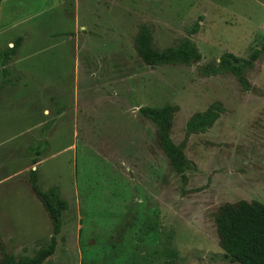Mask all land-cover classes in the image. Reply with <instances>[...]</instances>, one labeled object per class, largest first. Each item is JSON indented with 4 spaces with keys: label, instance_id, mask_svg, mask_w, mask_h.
Returning <instances> with one entry per match:
<instances>
[{
    "label": "rangeland",
    "instance_id": "374dc122",
    "mask_svg": "<svg viewBox=\"0 0 264 264\" xmlns=\"http://www.w3.org/2000/svg\"><path fill=\"white\" fill-rule=\"evenodd\" d=\"M197 21L199 62L141 61L140 23L163 49ZM262 43L264 0H2L0 259L32 258L50 242L35 169L40 189L57 186L68 202L41 264H237L221 257L214 214L226 202L264 204V57L248 90L199 69ZM215 102V123L187 135L188 118ZM166 104L178 107L170 137L194 164L184 179L138 112Z\"/></svg>",
    "mask_w": 264,
    "mask_h": 264
},
{
    "label": "trees",
    "instance_id": "16d2710c",
    "mask_svg": "<svg viewBox=\"0 0 264 264\" xmlns=\"http://www.w3.org/2000/svg\"><path fill=\"white\" fill-rule=\"evenodd\" d=\"M0 0V4H1ZM200 21V19L198 20ZM195 22L189 36L181 38L176 44L158 48L153 39V27L142 22L134 36V46L141 61L147 66L185 65L190 66L201 60V53L190 35L197 33L199 22ZM21 38H18L16 45ZM15 53L11 48L4 52L7 58ZM264 57V43L255 48L247 58L224 52L217 61L201 66L199 73L204 77L230 74L235 77L243 90L250 89L246 78L248 71L254 68L255 62ZM177 106L166 104L162 107L142 106L138 112L155 126V137L158 146L163 150L172 171L185 178L186 172L194 168L192 161L186 158L184 143L175 144L171 137L173 117ZM224 108L220 102L211 104L206 110L196 112L186 121V134L201 132L210 128L219 118ZM32 149V148H30ZM35 156L40 150H32ZM37 160L33 159V163ZM38 172L30 170L31 188L46 211L52 226V235L47 247L39 249L32 258L15 260L12 254L6 253L0 264H41L54 253L56 236L61 231L62 214L68 208V202L62 198L57 186L42 191L38 185ZM218 245L221 257L237 264H264V204L259 201L239 200L220 205L214 214Z\"/></svg>",
    "mask_w": 264,
    "mask_h": 264
}]
</instances>
